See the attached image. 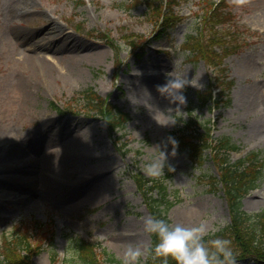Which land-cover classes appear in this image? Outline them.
<instances>
[{"label": "rangeland", "instance_id": "rangeland-1", "mask_svg": "<svg viewBox=\"0 0 264 264\" xmlns=\"http://www.w3.org/2000/svg\"><path fill=\"white\" fill-rule=\"evenodd\" d=\"M129 0H39L52 19L61 25L74 40L84 42L90 49L101 50L96 58H85L76 51L43 49L46 57L58 68V78L39 80L33 83L34 92L28 103L29 113L22 117L18 106L17 86L14 80L23 76L24 62H18L15 43L18 41L24 50L34 41L51 35L48 29L49 16L39 11L26 14L24 19L11 21L8 7L11 0H0V139L11 138L8 145L0 146V166L6 153L13 151L12 159L26 153H17L15 145H34L31 162L41 163L46 148V138L55 127H64L62 137L54 147L66 139L85 155L83 160L70 167H64L65 174L56 179L43 180L36 172L24 171L28 188L16 187L9 196L0 195V238L3 231L10 232L12 221L20 217L52 222L55 232L54 246L43 245V250L34 254L32 264H82L74 254L73 240L78 237L96 240L108 252L122 258L127 249L141 247L144 254L134 264H141L151 244V233L144 229V217L150 215L133 179L136 170L146 171L149 163L166 154L164 168L173 167V176L167 179L171 191L179 190L178 201L169 210L172 223L185 226L204 222L208 233L216 231L230 221L227 201L223 191L213 190L211 176L216 168L211 158L203 165L194 164L188 152L173 143L172 130L176 128V117L185 119L191 115L203 121H211L215 137H229L238 149L231 152V161L238 162L258 151L257 159L264 164L263 131L256 133L257 126L264 128V3L259 0H229L233 3L240 32L245 28L258 31V35L248 36L243 48L225 58L226 72L233 85L228 101L219 107L198 105L197 92L206 87L211 71L204 61L191 58L182 45L185 34L193 32L199 22L196 10L199 0H180L177 6L176 24L169 30L158 33L156 27L144 19L145 6L127 9L122 2ZM194 11V12H193ZM198 17V18H197ZM84 26L80 31L73 29L75 23ZM22 31L21 38L11 35V27ZM244 25V26H242ZM139 34V41L148 37L151 42L145 48L132 49L120 36L123 28ZM105 31L117 39L119 64L108 40L97 35L86 34L85 30ZM157 34V35H159ZM57 41V40H56ZM55 46L65 44L57 41ZM41 50V49H39ZM83 53V51H82ZM77 56V72L61 62V56ZM170 74L184 75L190 81L182 89L185 101L170 99L159 90V85L167 82ZM24 79V77H22ZM150 80L151 85L144 83ZM94 87L100 94L129 111L132 120L125 130L126 150H120L108 135L104 119L99 115L72 113L65 111L66 101L77 91ZM53 101L58 102L54 108ZM256 125V127H255ZM261 128V129H263ZM12 130L21 134L20 140L12 139ZM71 138H70V137ZM23 137H26L23 139ZM52 147V148H54ZM21 164V161L18 162ZM87 170L101 178L106 177L111 186L98 189L97 199L87 197L94 176L78 179L72 173ZM0 178H6L1 175ZM41 176H45L40 173ZM109 178V179H108ZM96 192V191H95ZM36 204L21 199L32 195L38 198ZM243 208L249 212L264 209V169L257 186L242 199ZM226 221V223L224 222ZM119 237L127 238L123 244ZM57 253L54 263L51 251ZM122 260V259H121ZM237 264H254L238 261Z\"/></svg>", "mask_w": 264, "mask_h": 264}, {"label": "trees", "instance_id": "trees-1", "mask_svg": "<svg viewBox=\"0 0 264 264\" xmlns=\"http://www.w3.org/2000/svg\"><path fill=\"white\" fill-rule=\"evenodd\" d=\"M168 1L169 8L166 4ZM174 1L132 0L134 5H138L139 3L146 5V16H148V19L156 25H163V27L167 28L171 26L170 21L174 16ZM165 4L167 10H170L169 15L166 12ZM222 6H226V4H220L209 13L205 19V26H207L210 20L217 19L226 28L227 22L231 19V13L225 12ZM188 37L187 40L190 41V44L188 41V48L192 55L204 59L216 71H224V68L221 66L222 52L215 49V43L210 37L205 36L203 39L199 31L198 35H189ZM225 42L226 46L223 53L230 51V40ZM215 78L217 83L220 84H224L226 81L225 77L220 73L215 75ZM212 87H208L201 93L199 92L200 103L206 104L212 99ZM221 94L223 95L224 93ZM77 100L81 101L83 106L93 108L105 117L109 132L113 138L118 129L124 128L130 119L127 112L116 107L91 88L81 92ZM217 102H219V99ZM179 121H181L180 118ZM173 136L176 144L181 148L187 149L193 161L199 164L207 159L208 150L211 151L220 172L221 182L224 184L231 213V222L214 233L206 234L205 240L217 237L226 238L231 241V247L236 255V260L249 258L257 264H264V210L259 213H248L241 209V196L256 186L257 181L260 179L259 170L253 169L251 166L229 164L228 157L220 153L219 147H214L215 143L213 142L214 138L210 127L208 125H201L197 119L191 118L185 121L177 132H174ZM115 139L118 141L120 136H115ZM219 143H223V141H219ZM219 155L223 158H219ZM167 175L169 176L170 172ZM134 177L137 187L143 194L152 215L164 218L170 222L167 209L174 202L169 198L170 193L163 178L147 177L140 172L135 173ZM217 180L219 181V179ZM33 227L39 231L41 223L37 221ZM16 237L18 240L15 242L7 240L5 243L7 255L4 259L0 260V264H29L27 252L25 254L21 253L23 250L28 249L27 244L20 234L17 233ZM157 240V236L152 233L153 248ZM74 254L79 257L83 264H106L105 262L122 264V261L111 256L105 249L99 251L96 244L84 239H76L74 241ZM144 264H163V257H154L149 251ZM169 264H175V261L169 258Z\"/></svg>", "mask_w": 264, "mask_h": 264}, {"label": "bare ground", "instance_id": "bare-ground-1", "mask_svg": "<svg viewBox=\"0 0 264 264\" xmlns=\"http://www.w3.org/2000/svg\"><path fill=\"white\" fill-rule=\"evenodd\" d=\"M259 1L264 3V0ZM11 2L12 4H10L8 7V15L11 21L16 20V18L19 17L24 19L26 14L33 11H39L42 15L46 13L49 16L50 22L48 23V29L50 32H53L47 37H43L34 41L28 48L24 50L23 54L20 43L18 41L15 43V54H20V56H16V60L19 63L21 61L24 62L25 65V71L22 73V77H24V79L21 76H18L14 80L15 86H17V97L19 99L18 106H20L22 109V117L25 118L29 113L28 103L32 93L34 92L35 85L33 83L36 84L37 77L39 80H47V78L52 79L58 78L59 76L58 68L54 65V63L51 62L50 59L46 57L45 53L42 51L43 49H52L54 52L60 50L78 51L77 54L79 53L81 56L83 55L86 59L100 56L101 50L90 49L84 42H78L74 40L70 34L64 31L61 25H59L54 19H51L50 15L46 12V9L40 6L38 0H11ZM14 27H16V25L11 27L9 33H12L11 35L13 36L15 35L16 37L21 38L22 31ZM59 39L61 42L62 40H65V44H63V46L57 47L55 44H52L59 41ZM77 59H79L77 56L67 55L61 56L60 58L61 62H68L67 66L70 68V70L73 69L72 72H77L79 68L75 63V60ZM143 80L147 79L143 78ZM144 83L151 85L150 80L144 81ZM166 97L167 101L171 99L168 95H166ZM261 128L263 127L257 126L254 130L256 133H258L264 130V128ZM64 130V127L62 128L58 126L50 131V134L46 138L47 147H44L45 154L41 159L43 163H41L39 160L31 162V155L28 153V149L33 152L34 149L36 150V148L34 145L30 144V141L27 139L26 141L28 142L29 146H21L18 142L15 144L18 145V148L16 151H14L15 154L23 152L27 155L19 157L18 159H12L13 151H10L4 155L0 166V173H4L1 175H6V178H0V195L9 196L13 194V189L16 187L28 188L25 182L18 184L19 179H24L26 176L23 174L24 171H28L30 173L36 172L35 175L41 177L43 180H48L49 178L56 179L57 176L62 177L65 174L64 167H70V165L73 167L76 162L83 160L85 154L81 152V150H78L73 144L70 143L71 141L69 142L67 139L58 147H54V145L57 144L58 140L62 137L60 131L65 132ZM9 135L12 136L14 142L16 140H20L21 138V134L16 130H12ZM24 138L26 137H23V139ZM3 140L6 139H0V141ZM19 161H21V164L18 163ZM72 169V173L81 180L94 176L95 181H93L94 183L92 187H90V189L87 191V197H89L91 200L97 199V193L99 191L96 190V188L106 189L111 186L110 181L107 182L106 177L101 178L95 174L88 175L90 173L87 170H81L80 172H77L74 168ZM39 172L45 176H41ZM42 197V194H40L37 199L32 197V195H28L24 199L22 198L21 201L23 200L33 202L36 204L38 201H40L39 199H42ZM118 240L125 244L127 238L119 237Z\"/></svg>", "mask_w": 264, "mask_h": 264}, {"label": "clouds", "instance_id": "clouds-1", "mask_svg": "<svg viewBox=\"0 0 264 264\" xmlns=\"http://www.w3.org/2000/svg\"><path fill=\"white\" fill-rule=\"evenodd\" d=\"M189 82L184 75L170 74L167 82L158 87L171 99L184 102L186 98L182 89ZM165 162L166 154L160 150V155L147 165L146 171L150 175H158ZM144 229L157 236L154 248L148 246V250L154 257H163V264H169V258H172L175 264H237L230 240L222 237L205 240L208 227L204 222L185 226L182 223L173 224L164 218L148 215L144 217ZM143 254V248L130 246L121 258L122 264H134Z\"/></svg>", "mask_w": 264, "mask_h": 264}]
</instances>
